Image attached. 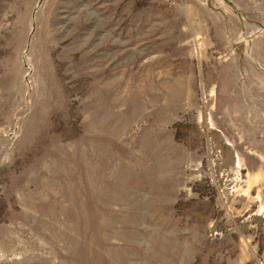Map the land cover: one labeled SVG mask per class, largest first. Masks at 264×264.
Masks as SVG:
<instances>
[{
	"label": "rangeland",
	"instance_id": "obj_1",
	"mask_svg": "<svg viewBox=\"0 0 264 264\" xmlns=\"http://www.w3.org/2000/svg\"><path fill=\"white\" fill-rule=\"evenodd\" d=\"M0 264H264V0H0Z\"/></svg>",
	"mask_w": 264,
	"mask_h": 264
},
{
	"label": "bare ground",
	"instance_id": "obj_2",
	"mask_svg": "<svg viewBox=\"0 0 264 264\" xmlns=\"http://www.w3.org/2000/svg\"><path fill=\"white\" fill-rule=\"evenodd\" d=\"M207 63H208V62H207ZM208 65H209V64H208ZM181 83H182V82H181ZM181 83H180V84H181ZM181 87H183V86H181ZM212 92H214V91H212ZM162 94H163V93H162Z\"/></svg>",
	"mask_w": 264,
	"mask_h": 264
}]
</instances>
